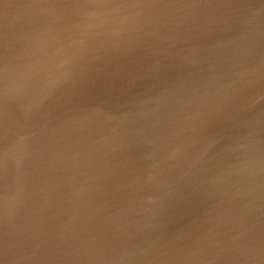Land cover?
<instances>
[{"label":"water","instance_id":"water-1","mask_svg":"<svg viewBox=\"0 0 264 264\" xmlns=\"http://www.w3.org/2000/svg\"><path fill=\"white\" fill-rule=\"evenodd\" d=\"M0 264H264V0H0Z\"/></svg>","mask_w":264,"mask_h":264},{"label":"clouds","instance_id":"clouds-1","mask_svg":"<svg viewBox=\"0 0 264 264\" xmlns=\"http://www.w3.org/2000/svg\"><path fill=\"white\" fill-rule=\"evenodd\" d=\"M89 9H91V10L85 14V16L87 17V20H89V21L95 20L101 16L107 15V13H105V12L98 11L100 9L98 7L94 6V7H91ZM47 34H48V28H47V26H45V28L41 32V35L45 36ZM47 44H48V40L44 39L40 42L39 47L41 49H43L44 45H47ZM58 52H59V48L55 49V55H57ZM33 56H35V53H33ZM40 64H41V61L39 58L29 59L28 64H27V69H28L30 77L40 76V71H41L39 68ZM52 67H53V65L49 68V70L41 78V84H40L39 90L47 87L49 78L52 75V72H51ZM6 71H7V69H6ZM39 90H38V92H39Z\"/></svg>","mask_w":264,"mask_h":264}]
</instances>
